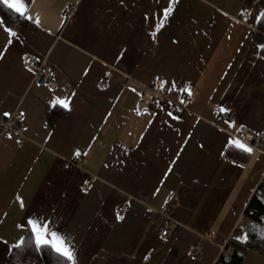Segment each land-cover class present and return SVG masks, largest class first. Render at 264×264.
Masks as SVG:
<instances>
[{
	"label": "crops",
	"instance_id": "crops-1",
	"mask_svg": "<svg viewBox=\"0 0 264 264\" xmlns=\"http://www.w3.org/2000/svg\"><path fill=\"white\" fill-rule=\"evenodd\" d=\"M26 3L25 25L0 18V118L17 112L22 127L0 139V264L32 217L69 238L76 264H229L264 177L258 0H178L159 29L169 0ZM28 56L47 61L55 89L33 81ZM141 100L152 103L139 114ZM241 128L263 134L251 153L229 143ZM239 264L264 257L248 250Z\"/></svg>",
	"mask_w": 264,
	"mask_h": 264
},
{
	"label": "trees",
	"instance_id": "trees-1",
	"mask_svg": "<svg viewBox=\"0 0 264 264\" xmlns=\"http://www.w3.org/2000/svg\"><path fill=\"white\" fill-rule=\"evenodd\" d=\"M258 3L264 8V0H258ZM0 18L6 26L13 29L25 25L26 22L23 17L3 5H0ZM257 30V40L261 43V53L264 56V16L258 23ZM243 221L246 225L244 230L246 239L243 242H233L229 264H239L244 252L248 250L264 257V177L248 202L243 213ZM28 235L29 233L25 237ZM27 258L35 259L42 264H57L55 255L47 250H37L31 245L14 248L8 259V264H22Z\"/></svg>",
	"mask_w": 264,
	"mask_h": 264
},
{
	"label": "built area",
	"instance_id": "built-area-1",
	"mask_svg": "<svg viewBox=\"0 0 264 264\" xmlns=\"http://www.w3.org/2000/svg\"><path fill=\"white\" fill-rule=\"evenodd\" d=\"M73 10V7H69L65 12L70 14ZM252 11L249 10L243 15H241L240 20L244 23L248 22L249 17L251 16ZM24 63L28 69L32 71V78L33 81L36 82L38 85L48 87L49 89L53 90L56 87L55 79L52 75L51 67L48 65L45 59L38 60L34 57L28 56L24 59ZM108 86L107 81H103L100 83L99 88L104 89ZM152 101L150 100H141L136 105V111L139 114L144 113L151 107ZM171 113L176 115L178 112L175 110L174 106L171 108ZM233 119V112L232 111H225L220 114L219 122L220 123H230ZM22 127L20 125L19 114L17 112L4 117L0 118V139L5 136H15L17 138H21ZM237 139L242 141L243 143L249 144L255 148H259L263 142V134L260 132H254L251 130H247L241 128ZM88 186V183H85L82 190L85 191ZM173 197L169 196L165 206L162 208V213L166 215L170 210V203ZM127 211L126 205H120L116 209V220L120 221L123 219L124 214ZM243 230L246 229V225H243ZM171 232V224L166 218V222L164 223L162 229L160 230L159 236L162 240H166L168 235ZM189 256L197 259L201 256V249L198 244L193 245L189 248ZM223 260L225 262L229 261L228 256H224Z\"/></svg>",
	"mask_w": 264,
	"mask_h": 264
},
{
	"label": "snow or ice",
	"instance_id": "snow-or-ice-1",
	"mask_svg": "<svg viewBox=\"0 0 264 264\" xmlns=\"http://www.w3.org/2000/svg\"><path fill=\"white\" fill-rule=\"evenodd\" d=\"M177 2L178 0H169V6L163 9V15L161 16L160 21L157 24V29L164 26V23L173 10V5ZM0 5L7 6V8L13 10L21 17L31 19V17L26 16V13L29 10V6L27 5L26 0H0ZM261 15L264 16V13H262ZM35 22L39 24L38 17H36ZM5 31L10 34V37L15 35V33L11 31V29L6 28ZM152 35L155 36V33H153ZM175 87L176 85L173 84V88ZM181 91L187 92L189 95H191V90L188 86L182 88ZM56 103L60 104L64 108L69 107V102L65 100H57ZM221 111H224V109H221ZM4 115L8 116L9 114L4 113ZM169 115H171V113H169ZM229 143L242 152L251 153L252 151V149L247 144L238 139H230ZM27 225L29 230L28 237H21L17 244L14 245V247L31 245L34 246L37 250H47L55 255L57 258V264H76L75 250L71 245L69 238L56 231L52 226L50 220H45L43 217H32L28 219ZM238 239H246V236L238 237Z\"/></svg>",
	"mask_w": 264,
	"mask_h": 264
}]
</instances>
